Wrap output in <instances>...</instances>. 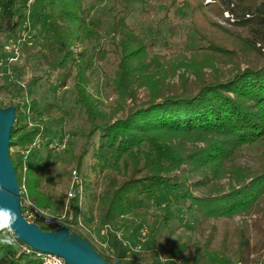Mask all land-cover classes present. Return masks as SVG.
<instances>
[{
    "label": "trees",
    "instance_id": "obj_1",
    "mask_svg": "<svg viewBox=\"0 0 264 264\" xmlns=\"http://www.w3.org/2000/svg\"><path fill=\"white\" fill-rule=\"evenodd\" d=\"M86 1L36 0L28 13L25 0H0V33L6 34L10 43L8 46L0 38V106H16L9 148L19 183L24 176L20 150L35 141L43 124L49 138L28 154V192L48 209L53 210L61 201L65 205L68 187H57L62 178L71 177L72 169L63 167L56 180L49 179L54 188L51 191L46 189L45 180L55 161L65 163L67 159L68 150L60 152L54 145L55 139L65 137L64 130L57 137L52 126L60 104L41 96L39 88L44 80L58 92L57 88L67 89L72 80L75 117L82 121L81 133L86 139L73 155L74 169L83 178L84 201L80 207L78 197L72 200L73 218L69 222L78 226L81 214L91 229H105L107 248L82 236L109 262L160 264L159 254L165 252L170 258L186 259L189 242L174 239L183 214L167 212L153 227L143 250L130 260L126 259L130 247L117 229L125 216L136 215L138 202L144 197L158 205L184 206L180 213H195L196 221L199 212L206 217L234 218L264 211V149L257 167L236 164V157L247 146L264 145V0H220L216 4L192 0V14L201 12L208 19L207 9L228 12L232 20H227L242 31L213 21V26L226 32L222 43L198 31L206 45L194 48L193 59L173 68L160 64L163 56L140 42L139 33L128 22V13L115 17L106 46H92L103 33L97 28L100 24L89 19ZM86 40L91 44L89 49H73L75 43ZM96 52L103 59L112 54L116 62L108 82L116 99L108 111L103 108L104 101L89 89L87 71ZM239 53L254 55L258 61L237 67L225 78L205 77L204 68L217 71L215 60L226 57L234 61ZM178 68L186 70L178 74L180 83L166 82L168 75H177ZM28 69L34 70L30 78L26 77ZM187 71L194 74V81L187 77ZM55 78L57 84L53 83ZM141 89L147 92L146 99L140 98ZM70 134L77 136L79 132ZM13 146L18 147L16 152H11ZM198 174L202 179L193 181ZM226 177L228 191L196 195L192 189ZM174 219L180 223L173 228ZM70 231H77L76 227L70 226ZM7 235L14 243L0 242V264H43L21 250L11 231ZM234 235L242 259L250 246L248 229L237 228ZM4 236L0 232V240ZM227 239H223L225 249ZM215 256L217 259L218 254ZM193 260L186 259V264H198Z\"/></svg>",
    "mask_w": 264,
    "mask_h": 264
},
{
    "label": "rangeland",
    "instance_id": "obj_2",
    "mask_svg": "<svg viewBox=\"0 0 264 264\" xmlns=\"http://www.w3.org/2000/svg\"><path fill=\"white\" fill-rule=\"evenodd\" d=\"M220 0H204L205 4H216ZM211 2V3H209ZM216 2V3H214ZM192 0H87L86 6L89 10L90 17L100 24L97 27L102 33L103 37L100 41H94V47L103 48L107 45V35L112 31L115 23V17L117 15L129 14L128 22L137 33H139L141 41L146 43L149 47H152L155 52L162 55L159 58V63L163 66H169L171 68L187 62L193 59L194 52L192 50L201 45H206L204 40L199 38V33L208 34L214 40V42L222 43L226 35L223 30H220L216 26H213V21L220 24L222 27L232 31H242L235 29L227 19H231L228 12L217 13V11L207 9V17L199 12L192 14ZM29 19V18H28ZM1 42L8 44L7 35L0 33ZM225 46L231 47L229 42ZM88 40L85 43L77 42L72 47L76 51H81L84 48L89 49L91 46ZM203 52V51H202ZM203 56L204 54H199ZM102 55L96 52L93 57V65L88 69L87 74L89 76V89L96 96L104 101V109L107 111L114 106L116 95L111 93V88L108 86L110 78L113 76L116 68V62L114 56L109 54L105 59L101 58ZM229 58L220 57L215 60L217 71L211 67L204 68L205 77L207 79L225 78L237 67H245L250 61L257 62L258 58L254 55L245 56V54L239 53L234 57V61H229ZM214 61V60H213ZM3 65V64H2ZM43 68L46 65L42 66ZM33 68V67H32ZM35 69V68H33ZM177 75H168L166 82L179 84L178 74L185 72V68H178ZM34 70H29L26 74L27 78H30ZM187 77L190 80L195 79L192 72L187 71ZM43 84L39 88V94L46 98L48 101H55L60 104V110L55 113L56 120L52 123L54 133L59 134L64 130L65 137L68 138L67 145V159L63 163L61 161H55L49 168L45 175L46 189L51 191L53 188L49 179H57V174L63 167H69L72 169L71 177L62 178V183L57 189L63 187L70 188V184L73 177V171L75 160L73 155L80 151L82 144L85 141V136L81 133L82 121L79 117H75L76 110H74L73 93H72V80L68 81L67 89L58 90L56 92L52 83H46L43 80ZM54 84L58 81L56 78L53 80ZM110 83V82H109ZM147 92L144 89L140 90V98L146 99ZM6 107V106H3ZM63 116V119L61 117ZM77 130L79 134L72 136L71 131ZM49 137V136H48ZM59 137V135H57ZM55 141H58L55 139ZM18 147H11V152H16ZM264 149V145L257 143L255 145L247 146L241 154L236 157L237 166L249 165L257 167L261 163V153ZM61 151V149H58ZM65 150V149H64ZM81 176V175H80ZM200 174L193 176V181L202 179ZM82 178V176H81ZM83 179V178H82ZM229 178H223L220 182H209L199 187H193V191L196 195L206 194H218L223 191H228ZM54 189V188H53ZM59 191V190H57ZM68 195V192H67ZM142 201L138 202L136 208V215H127L121 219L118 232L121 237L128 242L130 247V260L134 253L135 248L138 245L145 247V244L149 241L152 235L153 227L161 223L167 212L171 215L183 214L184 221L180 228L174 235V239L180 241H188L190 244L189 250L185 253L187 260L193 262V259L198 261V264H264V211L256 212L252 215L240 214L235 215L234 218H228L225 216L213 217L203 216L200 212L198 215V221L195 219V213L182 212L180 213V206L178 204L158 205L148 198H141ZM65 205L61 201L58 205L52 209V213L58 214L64 211ZM184 210V209H183ZM82 219V218H81ZM180 222L176 219L173 220L171 226L174 228ZM246 227L250 236V246L242 254L240 259L239 252H237V239L234 235L237 228ZM228 229V230H227ZM76 232L79 234H85L89 236L93 241L101 245L106 243V230L103 228L91 229L87 226L82 219V223L76 227ZM227 230V231H226ZM142 233L148 238V241L144 243L142 241ZM142 235V236H141ZM225 236L227 239V248H223V239ZM214 253V254H212ZM215 254H218V258ZM112 255V252L110 253ZM160 264H169L168 253L165 252L159 254ZM176 258V257H175ZM177 259L183 260L186 264V259L177 257ZM129 263V262H127Z\"/></svg>",
    "mask_w": 264,
    "mask_h": 264
},
{
    "label": "water",
    "instance_id": "obj_3",
    "mask_svg": "<svg viewBox=\"0 0 264 264\" xmlns=\"http://www.w3.org/2000/svg\"><path fill=\"white\" fill-rule=\"evenodd\" d=\"M16 121V106H0V207L15 213L16 219L11 231L18 241L34 249L61 255L66 264H134L106 261L96 248L81 234L70 231L69 225L43 229L39 224L29 222L22 213L20 184L15 165L10 157L11 133Z\"/></svg>",
    "mask_w": 264,
    "mask_h": 264
},
{
    "label": "built area",
    "instance_id": "obj_4",
    "mask_svg": "<svg viewBox=\"0 0 264 264\" xmlns=\"http://www.w3.org/2000/svg\"><path fill=\"white\" fill-rule=\"evenodd\" d=\"M25 2H26L27 11L29 13L31 8L35 4L36 0H25ZM32 125L33 123L30 122L29 126H32ZM48 138L49 137L46 136L44 133V125L42 124L41 130L37 138L35 139V141L31 143L27 149L20 150V153L22 156V172L24 174L22 184L20 185V199H21V205H22V213L27 221L37 223L41 227L45 226L51 229L62 226V225H69V226L73 225L77 227L75 224L69 222L73 218L72 208H71L72 200L78 197L80 207H82L83 201H84V183H83V179L81 178L77 170L73 171V177H72V181H71L70 188L68 191L65 208L62 213H58V214L52 213L50 209L39 205L29 195V192H28V188L26 184V177H25V174L28 170V154L31 149L39 146L42 141ZM54 145L57 146L58 149L64 150L67 148L68 138L63 137L61 140L54 141ZM81 218L82 216L80 214L79 225L82 223ZM11 233L14 234L13 231H11ZM118 235L121 237L120 232H118ZM142 241L144 243L148 241V238L145 236V234L142 237ZM126 243L128 244V242ZM103 246L105 248L108 247L106 243L103 244ZM20 248L22 251L26 252L27 254H32L36 258L40 259L43 264H66V260L63 256L54 254V253H46V252L38 251L27 243L20 242ZM142 250H143V247L141 244L138 245L137 248H135L136 252H140ZM126 259H128V257ZM168 260L169 262H172L173 264H185L183 260L177 259L175 257L169 258Z\"/></svg>",
    "mask_w": 264,
    "mask_h": 264
},
{
    "label": "clouds",
    "instance_id": "obj_5",
    "mask_svg": "<svg viewBox=\"0 0 264 264\" xmlns=\"http://www.w3.org/2000/svg\"><path fill=\"white\" fill-rule=\"evenodd\" d=\"M4 191L3 187L0 186V192ZM16 219L15 213L11 210H5L0 207V232L5 233V236L0 242L12 244L14 239L7 235V232L11 231L12 225Z\"/></svg>",
    "mask_w": 264,
    "mask_h": 264
}]
</instances>
